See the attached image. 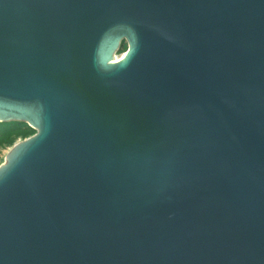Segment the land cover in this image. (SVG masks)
Segmentation results:
<instances>
[{
    "label": "water",
    "instance_id": "95a60500",
    "mask_svg": "<svg viewBox=\"0 0 264 264\" xmlns=\"http://www.w3.org/2000/svg\"><path fill=\"white\" fill-rule=\"evenodd\" d=\"M0 122V264H264V0H0Z\"/></svg>",
    "mask_w": 264,
    "mask_h": 264
},
{
    "label": "trees",
    "instance_id": "16d2710c",
    "mask_svg": "<svg viewBox=\"0 0 264 264\" xmlns=\"http://www.w3.org/2000/svg\"><path fill=\"white\" fill-rule=\"evenodd\" d=\"M128 48L127 43L120 53ZM36 131L24 122H0V154L3 150L11 148L18 140L34 135ZM1 165V164H0Z\"/></svg>",
    "mask_w": 264,
    "mask_h": 264
},
{
    "label": "rangeland",
    "instance_id": "374dc122",
    "mask_svg": "<svg viewBox=\"0 0 264 264\" xmlns=\"http://www.w3.org/2000/svg\"><path fill=\"white\" fill-rule=\"evenodd\" d=\"M125 43H126V42H123V43H122V46H121L119 52H118L117 55H116V56H117V59L120 58V56L122 55V53H120V52L123 51V49H124V44H125ZM9 150H10V148H7V149H5V150H3V151L1 152V154H0V164H2V163L5 162V157H6L7 153L9 152Z\"/></svg>",
    "mask_w": 264,
    "mask_h": 264
},
{
    "label": "bare ground",
    "instance_id": "6f19581e",
    "mask_svg": "<svg viewBox=\"0 0 264 264\" xmlns=\"http://www.w3.org/2000/svg\"><path fill=\"white\" fill-rule=\"evenodd\" d=\"M120 58H118L117 60H119Z\"/></svg>",
    "mask_w": 264,
    "mask_h": 264
}]
</instances>
